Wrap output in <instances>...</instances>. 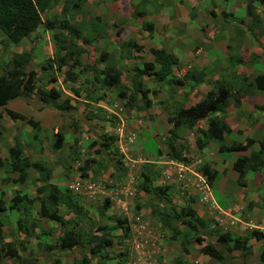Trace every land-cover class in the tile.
I'll return each mask as SVG.
<instances>
[{
    "label": "rangeland",
    "instance_id": "obj_1",
    "mask_svg": "<svg viewBox=\"0 0 264 264\" xmlns=\"http://www.w3.org/2000/svg\"><path fill=\"white\" fill-rule=\"evenodd\" d=\"M134 1L83 0L77 13L73 11L61 17L59 14L61 0H57L55 7L41 14V21L44 22L52 17H57L61 21L64 19L67 26L80 27V37L86 34L87 29L81 27L80 24L94 25L100 34L97 37H90L87 32L89 45L83 46L78 40V48L81 47L84 50L80 56V64L82 67L90 68L91 66L95 71L104 70L116 64L120 69L121 85L126 88V96H128L127 90L131 92L130 78L133 77L134 67L141 68L144 62L152 61L149 53L151 48H163L177 58L178 68L173 70L175 77L184 72L180 66L186 70L197 69L200 72L197 83L190 88L186 85L183 87L184 90H178L172 82L166 79L164 82H158L150 76H144L140 81L149 105L146 109L137 111L127 106L125 100L118 99L113 88L100 86L96 82L90 83L92 77L90 70L80 71V67L69 69L73 75H76V79L74 82H67L63 81L64 76L60 71L42 75L35 69L47 62H50L53 68L56 67L54 56L64 52L52 38L54 34H59L58 30L49 31L41 24L35 32L16 45L9 44L0 34V69L3 67L9 69V60L13 56L28 53L31 61L26 67V72L36 71L35 88L43 90L55 88L59 92V97L49 105L36 101V96L32 95L8 102L4 108L22 116L24 119L22 121L10 120L3 108H0V159L3 158L5 161L7 149L14 144V137L17 136L24 147L23 153L29 160L33 163H40L43 170L48 172L47 183L55 185L60 191L68 190L71 194H73L71 186L76 183L85 184L86 182L92 185L90 190L86 188L87 194L74 193V196L70 198L77 202L80 208L78 214L74 215L72 212L65 214V207L61 203L58 205L57 213L67 221L68 225L64 224L63 231L72 229L80 233V236L88 232V229L97 232L99 226H111L116 218L125 220L121 227L111 231L110 235L115 241V237L122 232L120 228L126 227L128 228L127 236L120 243H114L107 249L109 259L104 262L105 264L121 262V264H177L176 259H180L181 263L183 261V264H221L200 254L197 248L199 245H189L187 253L183 254L179 245L180 236L178 240L172 239L173 229L183 233H186L188 229L168 219L166 214L171 213V210L177 212L185 206H189L197 218L208 223L207 226H198L196 233V235L201 234L204 244L219 246L214 240V233L227 231L241 237L252 229L247 227L246 223L256 227L255 230L260 233L261 237L259 240L252 238L249 240L251 248L249 255H241L234 251L229 255L223 254V258L228 264H264L259 261L258 257L264 246V174L256 173L261 178L259 184L249 183L251 181H246L244 177L242 180L244 188L241 189L235 183V172L227 163L233 158V154L219 153L217 144L212 141H209L201 150L196 147L194 140L197 138L196 135L202 139L200 132L205 128L204 121L201 122L202 124L195 123L194 129L181 126L175 130L167 122V117H171L176 108L174 103H181L184 107L193 105L200 101L208 91L218 86H225L229 89V84L233 90H231L232 96L227 99L229 104H233L234 98L238 96L239 110L246 112L250 110L249 102L254 96L251 104L261 106L264 104V91H258L251 84L254 76L261 73L256 71L236 73L235 67L230 66L227 73L223 74L225 76L220 75L219 80L217 74H214L216 68L212 69L209 66L214 63L212 58L220 62V54L222 52L225 55L228 54L224 47L226 42L222 41L226 37L224 34L207 42H203L199 34L189 35L184 43L179 42L175 39L181 36L180 33L183 31L178 25V17L172 16L173 9L164 15H159V6L163 1L160 2L161 4H158L159 0ZM115 7L118 8V13L117 16H112ZM141 12L144 14L141 15ZM95 16H98L99 22L93 20ZM218 17L220 20V16ZM202 21L207 26L211 24L207 19ZM146 23H151V25ZM247 26L248 23L244 25V27ZM226 31L230 34L233 29L226 28ZM251 39L255 38L251 37ZM129 42L139 47V51L129 46ZM61 45L68 46V40L64 39ZM67 49L69 48L65 50ZM199 50L209 53L210 56L194 55L193 57L191 55ZM100 51L106 54L102 60L98 59ZM229 59L231 61L232 58L229 57ZM248 61L249 59L245 58L240 66L245 69L249 68L252 63ZM262 67L264 68V64ZM61 70H67V67L64 66ZM210 71H212L211 74H209ZM50 78L53 81L55 78V81L48 83L47 80ZM244 79L246 82H242ZM123 86L120 88L123 89ZM240 87L243 91L234 93ZM72 89L77 91L76 96L71 91ZM185 89L189 90L184 92ZM66 99H69L65 104L66 110L55 109L54 106L60 105ZM219 114L223 115V113ZM233 114L236 118L231 119ZM229 115L230 120L234 122L231 125L236 127L245 122L247 126L243 127L244 132L224 134L225 143H243L246 138L244 136L258 138L264 134V129L258 136L253 131L258 129L259 125H264V116H261L259 112H252L251 117L258 119L254 126L242 117L243 120H239L240 116L234 112L227 114L228 118ZM27 119L37 123V130L26 124ZM56 134H61L62 143L59 149L52 150L51 144ZM33 136H36V139H33ZM171 136L174 138L170 140ZM107 140L111 143L109 151L101 152L100 143ZM169 146H172L174 151L181 152L187 158V162L183 163L173 159ZM96 149L100 151L99 154L94 153ZM203 163L208 165L211 163L213 167L224 168V177L221 173L216 176L211 184L212 190H207L205 179L198 173V167ZM118 164H122V169L117 168ZM84 166L87 170L85 177L81 178L80 168ZM113 168L116 169L113 171ZM1 169L0 193L2 195L0 194V200L3 203L7 204L15 193L24 194L28 198H43L44 190L42 193V189L39 191V188H42L46 182L38 181L37 173L31 169L27 170V178L23 184L9 183L7 185L2 179L7 178L11 181L17 178V174H9L4 167ZM141 174L150 176L151 186L167 187L160 199H154L155 196L139 192L138 185L143 181ZM231 177L234 179V184L230 185L227 182L224 186L225 178L231 180ZM237 191L241 193V197L236 193ZM250 193L255 195H250ZM211 197L222 208L224 206L221 203L228 202L231 205L230 216L218 213L216 208L213 210L214 204L211 205ZM104 199H108L109 208L106 212L107 217L100 218L98 210L105 203ZM247 203L251 204L250 209H247ZM36 204L32 203L25 208L28 220L24 224L32 226L33 229L28 239L23 237V233H18V235L14 233L16 219L22 215L16 211L0 214V220L6 226L1 232L3 235H0V264H52V262L53 264H72L78 261L81 256L78 248L65 252L52 246L55 238L60 234V225L49 219L39 218L36 215L38 208ZM41 230H48V234L44 237L48 238L53 256L47 255L48 251L37 245V243H44V234L40 232ZM97 233L101 235V232ZM4 235L10 238H7L6 243L2 240ZM191 242L193 243L192 240ZM9 248L16 250V258L6 256V253L10 252ZM119 254H124V256L120 257ZM93 256V262L100 264L98 255Z\"/></svg>",
    "mask_w": 264,
    "mask_h": 264
},
{
    "label": "trees",
    "instance_id": "obj_2",
    "mask_svg": "<svg viewBox=\"0 0 264 264\" xmlns=\"http://www.w3.org/2000/svg\"><path fill=\"white\" fill-rule=\"evenodd\" d=\"M83 0H61V5L59 9V14L61 17H64L65 14L69 12H78ZM108 2L115 0H105ZM142 2L143 0H139ZM243 4L244 15L250 21L249 30L255 28V26L260 25V19L254 2L257 1L259 4H264V0H240ZM212 5V0L210 1ZM57 0H0V34L5 38V40L11 44L16 45L21 40H23L29 34H32L37 30V28L42 24L43 27L47 30L53 31L58 30L59 34H54L52 38L54 42L60 46L61 51H64L60 55H55L56 67L53 68V65L50 62L45 63L39 68H35L37 71L42 73V75H49L52 71L62 72L64 78L63 81L74 82L76 75L71 73L72 68H79L80 71H91L90 83H98L100 86L107 88H113L116 92V96L120 100H125L127 106L133 107L137 111H142L146 109L149 105V100L146 98L145 91L142 89L143 85L141 79L144 76H150L158 82H164L165 79L174 84V87L183 89L187 85L190 88L192 85L197 83L200 72L197 69L186 70L178 76H173V70L177 69V58L163 48H151L149 53L152 57V61L144 62L139 67H134L133 77H131V92L127 90L128 96H126V88L121 85V74L120 69L115 64L114 66H109L101 70L95 71L92 67H82L80 64V56L84 52L83 48H78L79 43L83 46L89 45L88 36L86 37L87 32H89L90 37H97L100 33L94 25L80 24L81 27L87 28L86 34L82 37L79 36L80 27L67 26L66 21L63 19L58 20L57 17H52L49 20L41 21V14L45 11L55 7ZM136 11V10H135ZM139 12V11H136ZM141 15L144 13L141 12ZM211 17H214L213 14H209ZM219 16L221 20H225L230 16V13L220 12ZM93 20L99 22V18L95 17ZM237 24L242 23V20L236 22ZM150 26L149 23H146ZM255 25V26H254ZM143 27V26H142ZM147 27V26H146ZM64 39L68 40V46H62V41ZM92 44V43H91ZM90 44V45H91ZM129 46L135 47L131 42L128 43ZM66 48H69L65 50ZM139 51V47H135ZM66 51V52H65ZM106 57L105 52H98V59L102 60ZM31 61V56L28 53H23L13 56L9 60V69L3 67L0 69V108H3L5 115L10 120H24L22 116L16 114L10 110L5 109V105L9 101L20 98H28L30 95L36 96V101L42 103L43 105L53 104L54 101L59 97V92L55 88H49L46 90L35 88L34 86V75L36 71L26 72V67ZM67 67V70H61ZM70 69V70H69ZM64 71V72H63ZM219 80L221 79L220 75H217ZM169 78V79H168ZM55 81V78H54ZM52 78L47 80L48 83L54 82ZM242 82H246L244 79ZM190 83V84H189ZM251 84H253L255 89L258 91H264V74H257L252 79ZM123 86V89L120 88ZM250 87V84H248ZM249 89V88H248ZM189 89H185L184 92H187ZM232 87L229 84V89L225 86H218L212 91H208L200 101L184 107L183 104H177L175 110L172 112V116L167 117V122L171 124L172 129H177L181 126H186L188 129H194L195 123L205 122V129L200 132L202 139L195 138L194 142L196 147L201 150L204 146L207 145L209 141L215 142L217 144V151L219 153H240L236 156L235 160L231 165V169L236 174L235 183L238 187H243L242 180L247 174V172L264 174V134L261 135V131H258L256 135H261L258 138L246 137L244 142L240 143H225L224 134L230 132L227 125L224 123L223 118L216 116V113H224L223 110L227 107V99L229 96H232L231 91ZM73 94L76 96L77 91L72 89ZM243 91L240 87L234 91ZM129 92V93H128ZM244 94V92H242ZM234 97V96H233ZM66 101L69 99L63 100L60 105L54 106L57 110H66ZM240 102L238 96L234 98L233 109L234 112L240 117L244 118L249 124L256 122L254 118L251 117L252 112H259L257 106H253L252 110L249 112L239 111ZM68 108V106H67ZM70 109V108H69ZM1 119V114H0ZM1 123V120H0ZM26 124L32 129L37 130V123L32 122V120L27 119ZM196 130V129H195ZM194 130V131H195ZM193 131V133H194ZM74 133V130L72 131ZM170 137V136H169ZM174 138L171 136L170 140ZM33 139H36V136H33ZM111 139V138H108ZM62 136L61 134H56L55 140L51 144L52 150H57L61 147ZM95 143V142H93ZM110 140L103 141L100 143L101 152H108ZM170 147V153L172 158L179 162H187V158L182 155L181 152L174 151L172 146ZM23 146L21 140L15 136L14 144L7 149L5 161L0 159V167H4L5 170L11 174H17V178L11 180V183L17 185L23 184L27 178V170H32L37 173L38 181L46 182L49 178L48 172L43 170L41 164L38 162H31L29 158L23 153ZM100 151L96 149L95 154H99ZM92 161V160H91ZM117 167V165L115 166ZM117 168L122 169V164H118ZM116 168H113V171ZM82 171L81 178L85 177V172L87 167L84 166L80 168ZM198 173L201 177L205 179V184L208 189L212 190V182L218 175L217 171L211 169L206 163L199 165ZM112 177V174H110ZM117 177V176H114ZM143 179L142 182L138 185V190L140 193L148 194L150 196H155L154 199H160V197L167 190L166 186H151V178L148 174H141ZM44 190V196L40 199L28 198L26 195H18L15 193L10 197L7 204L3 203L0 200V212L3 211H16L20 215L15 222L16 234L23 233L25 236L31 234L32 226L25 225L24 223L28 220V216L25 214V208L27 205L32 203H37L38 208L36 209V215L39 218H47L51 221H54L60 225L61 228L64 227V224L67 222L63 220V216L57 213L58 205L61 203L65 207L64 213L78 214L80 208L74 200L70 198L74 194L69 193L68 190L60 191L55 185L50 183H45L42 188H39V191ZM2 195V193H0ZM69 200L67 201V199ZM71 201V202H69ZM104 204L101 209L98 210L100 218L107 217L106 212L109 208L108 199H104ZM34 205V204H33ZM251 204L247 203V209H250ZM137 209V206L135 207ZM166 217L171 221H175L181 227H186L188 231L186 233L180 232V230L173 229L174 235L172 236L174 240H180V249L183 254L187 253V247L189 245H199L198 252L202 255H205L208 258H212L218 261L221 264H228V262L223 258V254H230L231 252L237 251L241 255L250 254V244L249 240L252 238L254 240L260 239V233L256 231L246 232L241 237L235 236L234 234L224 231L215 234L214 240L219 246H215L210 243H202L203 238L201 234L196 235L198 231V226H207L208 223L197 218L195 212L189 207L185 206L180 208L177 212L171 210V213H167ZM125 220H119L116 218L115 222L111 226H99L97 232H93L92 229H88V232L80 236V233L70 230H62V233L59 234L55 241L53 242V247L58 248L61 251H69L73 248H78L81 253L80 259L74 261L72 264H96L94 261L93 255H98V262L100 264H105L104 262L108 260L109 256L107 254V249L113 246L114 243H120L128 233V228H120L122 230L119 236L113 237L110 235L111 231L119 229L118 227L123 224ZM68 225L67 223L65 224ZM3 228V223L0 220V232ZM64 229V228H63ZM1 235V233H0ZM192 238V239H191ZM191 239L193 243L191 242ZM1 240V238H0ZM24 241V240H22ZM216 244V245H217ZM48 251L49 256H53V250H51V245L48 242L37 243ZM10 252L6 253L8 257H17V252L13 248H9ZM82 250V251H81ZM86 251V253H84ZM1 252V248H0ZM16 253V255H15ZM14 254V255H13ZM87 254V256H85ZM118 256L122 257L124 254H119ZM259 261L264 263V246L261 249L259 254ZM52 258V257H51ZM182 259V258H181ZM58 263L57 261H55ZM122 263V262H121ZM118 263V264H121ZM177 264H183L184 262L180 259H176ZM53 264V262H52Z\"/></svg>",
    "mask_w": 264,
    "mask_h": 264
},
{
    "label": "crops",
    "instance_id": "obj_3",
    "mask_svg": "<svg viewBox=\"0 0 264 264\" xmlns=\"http://www.w3.org/2000/svg\"><path fill=\"white\" fill-rule=\"evenodd\" d=\"M118 1H120V0H118ZM161 1H163V3H162V5L159 6V15L160 14L164 15L168 11L173 9L174 13L172 14V16L178 17V19H179L178 25L182 27L181 31H183V33H180L182 35L178 36L177 38L175 37L176 38L175 40L184 43L185 39H187V36H189V35L194 36V35L199 34V37L202 38V41L207 42L208 40L215 39V37L218 35L224 34L226 36L225 38L222 39V41L224 40L226 42V45L224 47L227 50L228 54L225 55L222 52L220 54V56H221L220 62H219V60L215 61L214 58H212L213 59L212 61L214 63L213 64L211 63L209 67L212 69L216 68L215 72L213 71L214 74H217V75L226 74L228 71V68L230 66L235 67L234 71L236 73H238V71H241V72L256 71V72H260L261 74H264V68L262 67L264 64V4H259L257 1L254 2L256 12L258 13V16L260 19V25L259 26L254 25L255 28H252L251 30H249L251 21L247 17H245V15H243L244 14L243 13L244 12L243 4L241 3L240 0H212V5L210 2L211 0H159L158 4H161L160 3ZM170 5H172V6H170ZM114 6H115V4H114ZM113 10L114 11L112 12V16H117L118 8L115 7ZM109 12L111 13V10ZM219 12L230 13V16H228V18H226L224 21L221 19L219 20V17H218ZM209 14H213L214 17H211ZM95 15H97V13ZM235 15L238 17H236ZM95 17H98V16H95ZM203 19H207L209 22H211V24L209 26H207V24H205L202 21ZM239 20H242V23L237 24L236 22ZM116 21H118V20H116ZM246 23H248V26L244 27V25H246ZM150 25H151V23H150ZM157 25L160 26L159 23H157ZM226 28H231V30L233 29V31L232 32L230 31V34H229V33H227ZM251 37L255 38V39L252 40ZM191 55L193 57H194V55H196L198 57H203V55L210 56L209 53L202 52V51L200 52V50L193 52V54H191ZM227 57H228V59H227ZM229 57L232 58L231 61H230ZM245 58L249 59L248 62L250 64L252 63L250 66L248 64L247 66H249V68H246V69L243 68L242 66H240L241 61H245ZM179 63L181 65L182 61ZM226 65H228L227 68H226ZM180 68L183 69L184 71L186 70L183 66H180ZM223 68H224V70H223ZM211 73H212V71H210L209 74H211ZM223 76H225V75H223ZM263 96H264V94H263ZM251 98L253 100L254 96H252ZM252 100L249 102L250 110H251V107H253V106H257L259 108H262V109H258V110H259L260 115L264 116V104H262L261 106L260 105H254V104H251ZM243 105L244 104H241V106H243ZM232 106H233V104H229V102H228L227 107L224 110L223 115H220L219 113L215 114L216 116L223 118L224 123L229 128L230 132L227 135H231L234 132H238V133L244 132L243 127L247 126V124L245 122L242 125H237L236 127H235V125H231V124H234V122L230 120V118H231L230 115H229V118L227 117V114H230V113L232 114L234 112V109ZM250 110H246V111L249 112ZM234 118H236V116L233 114V118H231V119H234ZM238 119L243 120L241 117H238ZM256 120H258V119H256ZM256 122L252 123L251 126H254L256 124ZM203 127H204V125H203ZM253 129H255V128H253ZM263 129H264V125H262V126L259 125L258 129L253 130L254 134H256L258 131L263 132L262 131ZM244 137H247V136H244ZM248 137H250V136H248ZM231 154H233L234 156L229 162H227L230 164V167H231L233 161L235 160L236 156L240 155V153H231ZM1 159H3V158H1ZM221 163H222V161H221ZM208 166L211 169L217 171L218 174L221 173L223 175L224 168L213 167L211 165V163ZM1 168L2 167H0V170H2ZM223 177H224V175H223ZM245 178H246V181H251L249 183H253V184H259L261 181V178L259 176H257L256 173H253V172L247 173L245 175ZM229 179L230 178H228V179L225 178L224 186L226 185L227 182L230 185L234 184V181H233L234 179H232V177H231V180H229ZM2 181H3V183H6L7 185H9V183L13 184V185L15 184V183H11V181H9L7 178L2 179ZM207 190H208V188H207ZM1 192H3L2 189H1ZM236 193L239 194L240 197L242 196L239 191H237ZM202 194H204V192ZM250 195H255V194L250 193ZM204 198L205 197H203V199ZM210 200H211V205L214 204L212 206L213 210L216 208L218 210V213L225 215V216H230L229 212L231 211V205H229L228 202H222L221 204L224 206L222 208L216 204L215 200H213L212 197L210 198ZM250 201H253V200L250 199ZM251 208H253V207H251ZM8 212L9 211H3V212H0V214L1 213L6 214ZM45 219H47V218H45ZM51 223H53V222H51ZM4 227L6 228V226H4V223H3V228ZM3 228L1 229V232H2ZM62 230H63V228L59 227L60 234L62 233ZM40 232L42 234H44L43 235V239H44L43 241L48 242V238L44 237L45 234H48V230H41ZM14 233L16 234V229L14 230ZM19 234H22V233H19ZM1 235H3V234H1ZM22 235H23V237H27V239L29 238L28 236H25L24 234H22ZM7 238L10 239L7 236L5 237V235L2 238L4 243H6V240H8ZM9 243H11V242L9 241ZM8 245H12V244H8Z\"/></svg>",
    "mask_w": 264,
    "mask_h": 264
},
{
    "label": "built area",
    "instance_id": "obj_4",
    "mask_svg": "<svg viewBox=\"0 0 264 264\" xmlns=\"http://www.w3.org/2000/svg\"><path fill=\"white\" fill-rule=\"evenodd\" d=\"M86 188L90 190L92 188V185L85 182V184L76 183L75 185L71 186V190H72L73 194L76 193V194H84L85 195V193L86 194L88 193V191H86Z\"/></svg>",
    "mask_w": 264,
    "mask_h": 264
},
{
    "label": "clouds",
    "instance_id": "obj_5",
    "mask_svg": "<svg viewBox=\"0 0 264 264\" xmlns=\"http://www.w3.org/2000/svg\"><path fill=\"white\" fill-rule=\"evenodd\" d=\"M56 90H57V89H56ZM248 223H249V222H248ZM246 226L249 227V228H252V229H249L250 232H251V231H257V230H255L256 227L252 226L251 224H247V223H246Z\"/></svg>",
    "mask_w": 264,
    "mask_h": 264
}]
</instances>
